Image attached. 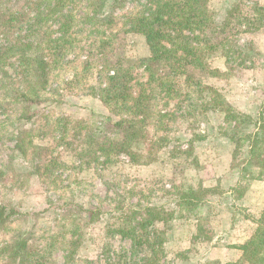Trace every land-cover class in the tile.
<instances>
[{
  "label": "rangeland",
  "instance_id": "1",
  "mask_svg": "<svg viewBox=\"0 0 264 264\" xmlns=\"http://www.w3.org/2000/svg\"><path fill=\"white\" fill-rule=\"evenodd\" d=\"M233 1H211L218 20ZM239 2L244 17L256 3L264 6V0ZM133 8L131 0L122 9L104 4L100 18H120ZM122 25L119 19L111 28L79 24L77 49L49 74L46 87L36 77L23 83L15 76L14 87L37 88V103L17 101L0 86V206L20 212L0 226V253L16 238L49 247L45 264H264V240L253 259L238 257L234 248L258 234L264 211V27H211L210 46L227 38L239 47L229 63L220 49L209 51L211 71L194 73L219 96L179 79L174 99L163 94L141 111L145 122L130 149L138 157L115 155L106 163L92 160L95 152L104 138L121 132L108 124L118 117L96 93L113 66L111 47L120 41L100 46V32L108 36ZM122 41L128 58L150 56L144 36ZM159 111L169 116L160 118ZM84 150L88 155L78 156ZM80 206L110 213L91 223ZM114 226L134 231L112 235ZM76 230L82 240L73 256L69 241ZM10 255L0 254V264H19Z\"/></svg>",
  "mask_w": 264,
  "mask_h": 264
},
{
  "label": "trees",
  "instance_id": "2",
  "mask_svg": "<svg viewBox=\"0 0 264 264\" xmlns=\"http://www.w3.org/2000/svg\"><path fill=\"white\" fill-rule=\"evenodd\" d=\"M129 1L0 0V86L7 88V94L17 101L29 105L39 101L37 88L31 87L26 93L18 86L14 87L15 76H21L23 83L28 82V79L33 81L36 77L46 87L49 74L64 64L67 57L77 49V36L84 31L78 29L79 24H100L111 28L118 19L123 22L119 30L109 32L108 36H105L106 31H99L104 37L100 39V46L111 47L114 46V41H120L117 47H111L115 52L113 66L107 72L106 82L96 93L100 101L118 117L116 121L107 118L108 124L121 132V136L117 138H104L96 150L99 152L97 156L95 152L92 160L99 161L103 157L106 163L115 155L126 154L132 160L138 157L130 149L138 139V125L145 122V118L140 119L141 111L147 108L145 105L148 102L162 98L163 94V99L167 101L174 99L179 79L183 78V82L189 86H196L200 92L203 89L214 91L204 86V80L199 78V82H196L194 73L211 71L205 63V56L209 51L220 49L229 63L239 47L227 38L210 46V39L213 40L215 36H208L211 27L223 29L224 25L230 24L240 29L244 27V32H255L264 27V6L256 3L253 13L244 17L241 15L239 0L230 4L221 20L211 11L212 0H131L134 8L120 18L114 15L100 18L101 5L109 3L112 8L119 6L122 9ZM93 34L92 31L89 35ZM129 34L144 36L150 50L149 57L132 59L126 56L125 46L122 49V38ZM156 67L164 68L166 72L158 74ZM158 115L166 118L169 113L159 111ZM262 116L261 114L260 118ZM257 138L258 134L255 133L252 138L254 141H251L249 147L252 155L256 152ZM84 155H88L86 150L78 153L80 157ZM78 209L91 223L102 214L110 213L100 208L87 210L80 206ZM19 214L14 207L0 206V226L6 225ZM154 219L165 222L159 216ZM260 220L258 234L238 247L245 257L253 259L260 254L261 242L264 240V211ZM145 222L152 223L149 220ZM147 224L139 225L145 228ZM110 228L112 235L119 233L127 236L134 231V228L126 230L124 226ZM78 235L77 230L72 232V239L69 241L75 247L73 256L82 240L81 235ZM44 249L39 245L29 244L27 240L15 238L4 245L0 254L11 251L9 258L19 264H45L50 248Z\"/></svg>",
  "mask_w": 264,
  "mask_h": 264
},
{
  "label": "crops",
  "instance_id": "3",
  "mask_svg": "<svg viewBox=\"0 0 264 264\" xmlns=\"http://www.w3.org/2000/svg\"><path fill=\"white\" fill-rule=\"evenodd\" d=\"M240 246H241V245H240ZM240 246H235L234 248H235V250L239 251V256H238V257L241 258L242 251L238 249V247H240ZM240 258H239V259H240ZM235 262H237V261H235Z\"/></svg>",
  "mask_w": 264,
  "mask_h": 264
}]
</instances>
